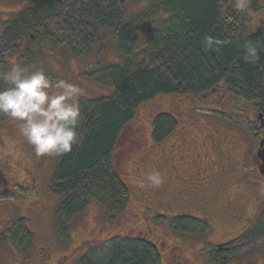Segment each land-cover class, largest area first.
I'll return each mask as SVG.
<instances>
[{
  "label": "rangeland",
  "instance_id": "374dc122",
  "mask_svg": "<svg viewBox=\"0 0 264 264\" xmlns=\"http://www.w3.org/2000/svg\"><path fill=\"white\" fill-rule=\"evenodd\" d=\"M42 1L0 0V71L9 70L13 64H19L27 72L42 70L53 83L64 79L78 85L82 90L78 101L111 95V86L99 84L94 80V75L88 72L98 68L97 66L121 63L122 57L117 50L114 36L105 34L103 39L101 37L100 40H93L95 45L91 51L82 56H73L70 49L76 48L78 41L68 33L61 18L47 21L44 25V28L54 35L53 48L45 45L36 50L29 59L22 55V51L26 50L25 41L7 48L2 40L6 30L5 21L13 17L12 13L34 7ZM258 1L262 8L252 20V24L250 22L247 25L246 35L264 28V0ZM143 2L133 0L127 6L126 14L141 11ZM215 92L218 96L210 103L203 100L202 95H163L141 104L133 120L122 131L112 157L114 169L120 174L129 191L126 210L118 216H106L99 205L92 203L71 221L64 234L59 233L53 224L54 214L62 198L49 193L56 156H52L50 167L41 174L37 190L40 191V201L34 204L23 188L26 179L21 173L22 169L14 164L15 159L11 156L13 150L11 154L5 151L19 143L15 142L17 135L12 136L19 131L17 123L7 120L0 124V161L10 159L8 161L11 166L6 183L0 182V264H78L80 257L97 243L117 237H141L145 241L153 242L156 238L160 240L163 233L169 232L167 226L175 237L169 232V240L166 242L168 247L165 245L159 251L162 261L160 264H177L176 258H170L167 253L174 242L178 245L182 242L180 254L188 264H216L210 262L209 254L213 250V244L226 241L242 231L240 229L244 222L239 226L232 225L237 216L234 210H224L220 206L209 208L211 211L218 210L219 212L212 213L213 217H218L221 223L230 226L221 225L213 218L209 221V226L207 219L199 218L196 222L184 217L167 216L178 211L174 207L173 194L169 192V188L171 189L180 177L188 180L193 175V179L202 186L209 185L207 182L215 178L209 185L210 192L221 184L220 181L231 176L232 169L226 168H231L228 159L233 158L229 157L240 159L244 155L243 160L247 162L236 166L235 174L245 175L246 179L249 178L247 185L255 187L253 182L256 176L249 173L248 164H251L250 157H255L258 143L256 138H252L258 133L254 129L256 109L242 99L225 93L223 89ZM208 95L210 94L203 96ZM160 113L176 117L175 120L179 124L165 140L155 143L152 138V123ZM213 131H219L225 138L233 141V147L225 140L221 145L216 143V140L213 142L210 137ZM259 134L264 137V129ZM235 142L239 148L235 146ZM220 162L223 167L218 166L221 165ZM154 165L159 169H154ZM223 170H228L229 175L226 176L227 173ZM153 171H159L164 178L163 184L158 188L151 187L146 179ZM0 174L6 175L7 172L3 170ZM243 181L241 178L240 183ZM16 183L20 184L11 186ZM233 184L224 189L229 191L235 187ZM235 194L236 191L229 195V198L233 199ZM141 195L151 199L144 197L142 200ZM245 198H248L246 202L249 204L256 202L254 193L249 189H244L239 199ZM170 209L173 210L172 213ZM194 209L195 205L191 203L190 210L194 212ZM17 225L23 227L18 235L12 231ZM249 239L250 236L246 235L245 241L238 244L240 246L220 253L226 262L221 260L219 264H264V240L255 238L254 241L246 243Z\"/></svg>",
  "mask_w": 264,
  "mask_h": 264
},
{
  "label": "trees",
  "instance_id": "16d2710c",
  "mask_svg": "<svg viewBox=\"0 0 264 264\" xmlns=\"http://www.w3.org/2000/svg\"><path fill=\"white\" fill-rule=\"evenodd\" d=\"M132 1L43 0L12 13L4 23L3 42L9 48L25 41L22 55L27 59L45 45L54 47V35L44 25L61 18L78 41L70 49L73 56L88 53L95 45L93 40L109 34L115 37L122 57L120 64L101 65L88 72L99 84L110 85L111 95L78 101L80 143L70 153L56 156L49 193L62 198L53 217L61 234L92 203L106 216L126 210L129 191L112 157L122 131L141 104L156 96H203L223 89L251 104L264 118V52L258 53V59H244L247 41L264 40V28L245 34L262 8L258 0H251V15L234 10L232 0H143L141 11L126 14ZM207 36L225 43L218 50L206 49ZM4 87L8 85L0 81V89ZM7 120L0 114V124ZM176 126L172 115L157 114L152 123L153 141L162 142ZM22 230L21 225L12 229L17 235ZM248 235L250 242L264 240V217ZM78 264L160 263L144 239L117 237L89 248Z\"/></svg>",
  "mask_w": 264,
  "mask_h": 264
},
{
  "label": "flooded vegetation",
  "instance_id": "af4514ba",
  "mask_svg": "<svg viewBox=\"0 0 264 264\" xmlns=\"http://www.w3.org/2000/svg\"><path fill=\"white\" fill-rule=\"evenodd\" d=\"M262 23L264 26V22H262ZM209 94L210 95H208V96H202L203 100H205L207 103L213 102L214 100H216V98L218 96V93L215 91L212 93H209ZM258 115H259V113L257 112L256 122L254 125V129L258 133H256L255 135L252 136L253 140H254V138H256L258 141L257 147H256V153H255L254 158H253L254 155H252L250 157L251 164L250 165L248 164L249 173L254 174V176H256L255 181L254 182L252 181L254 183L255 187L251 188V186L247 185L249 182L248 181L249 178L247 177V179H246L245 175L244 176H242V175L238 176L237 174H235L236 166L241 165L242 162H247V160H243L244 152H242L243 157L241 156L240 159L238 157H229V158H233V160H235V161H233V160L228 159V161L231 163V168L230 167H226V168H228L229 170L232 169L231 176L227 177L226 179H224V177H223L224 180L219 182L221 184H218L217 188L212 189L210 192L208 191L209 188L211 187L209 185L212 184V181L215 178H213L207 182L209 185L205 184L204 186H202L200 183L195 181V178L193 179V175H192L191 179H188V180H184L183 177H180V179H178V182H176L175 185L173 187H171V189L169 188V192L170 193L172 192V194H173L172 200L174 201V204H175L174 207L178 211H176L174 213L173 210L170 209V213H172V212L173 213L168 214V215L166 214L168 217H170V216H172L173 218L184 217V218H187L191 221H196L200 218V219H207L208 222L210 220H212V218H213L215 221L220 222V219L218 217L214 218L212 215V213L214 211H218V210H216V209H214L213 211L209 210V208H211V207L220 206V208H222L224 210L232 209L237 213V216L235 217L237 223L234 222L232 225L239 226V224L241 222H244L243 225L241 226L240 230H242V231L240 234H237L236 236H234V237H232L226 241L213 244V250L209 254L210 258H211V260H210L211 263L213 262V263L219 264V262L221 260L225 263L226 262L225 258L221 257L219 254L220 253H226V252L233 250L236 247L240 246L238 244L242 241H245L246 235L248 236V234L253 230V228L264 217V170L262 168V166L264 165V137L261 134H259V132L264 129V118H263V116L259 117ZM176 123H177V121H176ZM178 124H179V122H178ZM15 131H16V129H15ZM213 132H214L213 135H215L214 136L215 139H213V135L210 136L211 140L213 142H214V140H216V143H220V145H221L225 140L230 147H233V141L229 140L228 138H225V135L221 134L219 131H213ZM15 135H17V137H16L17 140L15 142H17V143L19 142V143L10 147V149L13 150V154H11V156H12V158L15 159L14 164H16V166H18L20 169H22L21 173L26 179V183H25L24 187L23 186L22 187L26 190V192H28V195L34 204L37 202L39 203L40 191L39 192L37 191L38 187H39V180L42 177L41 174H43L45 172V170L50 167V165L52 163V156H43V157L37 158L35 156L33 150H32V147L24 140V138L20 135V132L17 131V132H15V134H12V136H15ZM261 142L263 143L262 146H260ZM4 145H5L4 142H2V146H4ZM235 146L239 148V146H238V144H236V142H235ZM216 151L218 152V149ZM239 156H240V154H239ZM8 160L10 161V159H8ZM8 160L5 162L0 161V171L4 170V172H7L6 175L0 174V177H2V179H0V182L2 181L3 183H6V181L8 180V177L10 175L9 173H10L11 166H10V162ZM238 160H239V162H238ZM15 162H18V163H15ZM218 166L223 167V163H221V165L218 164ZM142 167L143 166L141 165L140 166L141 170L143 169ZM154 169L158 170L159 167L157 165H154ZM223 172L227 173L226 176L229 175L228 170L227 171L223 170ZM239 177H241L244 180L243 183H240L241 178L239 179ZM186 181H188V182H186ZM227 183H229V184L234 183L233 185L235 187L230 189L229 191H227L224 189V187L229 185ZM17 184H20V183H16V184L11 185V186H16ZM168 185H170V184H168ZM207 187H208V189H207ZM244 189H249L254 193V199L256 200L255 204H249L248 202H246L248 200V198H245L243 200L239 199L240 195L243 194ZM234 191H236L235 197L233 199H230L229 195L233 194ZM155 195H157V194H155ZM144 197L151 199L145 195L144 196L141 195L140 198H142V200H143ZM227 197H228V200H227ZM168 198H170V196ZM191 203H194V205H195L194 212L190 210L191 209ZM220 213H222V212H220ZM195 214L197 216H200V217H197ZM196 222H198V221H196ZM208 224L210 226V222ZM220 224L225 225V226L228 225V224H224L221 222H220ZM228 226H230V225H228ZM167 228H168L170 234L173 235L174 233H172V230L168 226H167ZM169 232L163 233L162 234L163 237L160 238V240H158L156 238L153 242L150 241L151 243L147 241L155 249V252L158 256L159 263L162 262L159 251H160V248H164L165 245H167L166 242L169 240V238H168ZM184 232H186V231H184ZM139 238H141V237H139ZM180 241H182V240L180 239ZM248 242L249 241H247L246 243H248ZM167 247H168V245H167ZM181 248H182V242H179V245L174 242L167 253H168L170 258H172V257L176 258L177 264H188L187 260L185 258H183L182 255L180 254ZM211 255H214L217 257L214 258Z\"/></svg>",
  "mask_w": 264,
  "mask_h": 264
},
{
  "label": "clouds",
  "instance_id": "9594fccd",
  "mask_svg": "<svg viewBox=\"0 0 264 264\" xmlns=\"http://www.w3.org/2000/svg\"><path fill=\"white\" fill-rule=\"evenodd\" d=\"M251 0H232V7L241 14L251 15ZM205 47L218 50L225 43L215 37H205ZM245 61L258 59L264 52V40L247 41ZM0 81L8 87L0 89V114L16 122L20 135L32 147L37 158L70 153L80 143L81 112L78 98L80 87L64 79L53 81L42 71L27 72L19 64L0 73ZM8 154L12 149H5ZM151 187L158 188L164 178L159 171L146 177Z\"/></svg>",
  "mask_w": 264,
  "mask_h": 264
},
{
  "label": "water",
  "instance_id": "95a60500",
  "mask_svg": "<svg viewBox=\"0 0 264 264\" xmlns=\"http://www.w3.org/2000/svg\"><path fill=\"white\" fill-rule=\"evenodd\" d=\"M259 117H262V114L261 113H259V115H258ZM263 145V143L261 142L260 143V146H262ZM262 168H263V170H264V165L262 166Z\"/></svg>",
  "mask_w": 264,
  "mask_h": 264
},
{
  "label": "bare ground",
  "instance_id": "6f19581e",
  "mask_svg": "<svg viewBox=\"0 0 264 264\" xmlns=\"http://www.w3.org/2000/svg\"><path fill=\"white\" fill-rule=\"evenodd\" d=\"M226 68V67H225Z\"/></svg>",
  "mask_w": 264,
  "mask_h": 264
}]
</instances>
